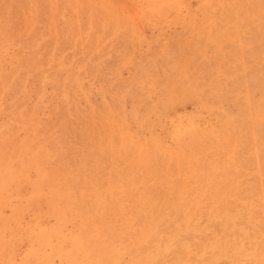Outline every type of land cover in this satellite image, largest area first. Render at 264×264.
<instances>
[{"label": "rangeland", "instance_id": "rangeland-1", "mask_svg": "<svg viewBox=\"0 0 264 264\" xmlns=\"http://www.w3.org/2000/svg\"><path fill=\"white\" fill-rule=\"evenodd\" d=\"M0 264H264V0H0Z\"/></svg>", "mask_w": 264, "mask_h": 264}]
</instances>
